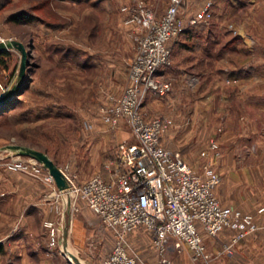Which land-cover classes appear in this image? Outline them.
Wrapping results in <instances>:
<instances>
[{"label":"rangeland","instance_id":"obj_1","mask_svg":"<svg viewBox=\"0 0 264 264\" xmlns=\"http://www.w3.org/2000/svg\"><path fill=\"white\" fill-rule=\"evenodd\" d=\"M144 1L157 15L169 5V0ZM208 1L213 3L211 17L182 34L174 45L172 64L164 71V78L172 83L169 94L176 93L179 106L161 113L144 102L146 115L169 119L166 133L182 117L188 127L207 134L212 126L209 101L233 96L239 83L246 97L264 98V0H185L184 16L197 14ZM136 4L137 0H0V34L22 41L31 53L29 80L12 97L13 105L0 111V168L47 183L10 167L35 159L11 148L28 145L48 153L78 184L96 173L111 177L119 163L116 145L132 140V133L125 119L112 126L104 114L114 106L113 97H122L129 84L130 66L144 33L139 23L127 21L131 13L124 7ZM202 49L214 53L213 57ZM6 50L9 68L1 65L0 72L17 81L21 53L16 48ZM175 65L190 74L180 75ZM194 65L195 71L201 67L203 73L192 75ZM239 70L244 71L242 77ZM198 98L200 106H196ZM210 149L211 142L195 154L203 161L201 167L209 163ZM16 204L15 196L0 208V231L21 228ZM47 222L53 221L44 222L49 240ZM58 237L59 244L53 248L60 257L56 264H66L62 236Z\"/></svg>","mask_w":264,"mask_h":264},{"label":"built area","instance_id":"obj_2","mask_svg":"<svg viewBox=\"0 0 264 264\" xmlns=\"http://www.w3.org/2000/svg\"><path fill=\"white\" fill-rule=\"evenodd\" d=\"M184 2L169 0L162 15H157L144 0H137L133 8L124 7L131 13L128 23H139L144 33L130 66L129 84L122 97H113L114 106L104 114V120L112 126L125 119L134 137L132 142L121 141L117 145L119 163L111 175L112 182L96 173L78 184L63 170L71 182L70 194L85 201L114 234L115 244L104 264H148L130 251L127 239L129 233L141 228L152 234L160 264L171 263L167 256L171 248L178 252L188 250L192 261L211 264L212 254L204 235L216 237L224 229L233 230L232 242L225 248L226 253H232L235 243L260 229L254 215L221 203L216 194L221 176L212 163L195 170L181 151L163 143L169 119L150 117L143 111L150 94L164 96L172 90L171 81L163 75L172 64L175 43L189 27L212 15L213 3L208 1L197 14L186 17L182 11ZM6 41L0 34V43ZM17 81L0 72V99L13 86L21 85ZM211 148L216 157L221 156L217 141L211 142ZM10 167L56 184L35 159ZM46 226L51 231L48 247L53 249L59 244V230L53 222ZM60 247L65 252L63 238Z\"/></svg>","mask_w":264,"mask_h":264},{"label":"crops","instance_id":"obj_3","mask_svg":"<svg viewBox=\"0 0 264 264\" xmlns=\"http://www.w3.org/2000/svg\"><path fill=\"white\" fill-rule=\"evenodd\" d=\"M202 50L213 57L214 53ZM173 68L180 75L190 74L182 66ZM196 68L194 65L192 75L203 73L201 67L195 71ZM239 72L242 77L244 71ZM237 88L233 96L226 94L220 101L216 98L214 103L209 101L212 126L207 134L202 136L194 131L181 117L176 126L163 136V143L181 151L195 170H201L203 162L195 154H200L212 141L220 144V157H216L212 149L208 155L209 162L221 176L216 194L223 205L254 215L260 229L235 243L232 253H226L225 248L232 242L233 230L224 229L216 237L204 235L208 252L212 254L211 264H264V210L260 212L264 209V98L246 97L240 83ZM175 94L165 98L150 95L146 100L147 106L161 113L175 111L179 106ZM196 100V106H200V99ZM131 138L122 142H132L133 135ZM90 177L80 182H87ZM104 178L112 182L111 177ZM0 191V208L16 196V211L23 220L19 230L1 228L0 244L4 251L0 253V260H4V264H56L60 257L57 249L48 247V229L44 226L47 219L54 222L64 239L65 249L71 251L64 252L66 264H104L105 256L114 247L115 237L85 201L75 199L57 184L43 183L3 168H0ZM127 239L130 251L141 260L160 264L158 249L148 229H137L129 233ZM167 256L170 264H199L192 261L187 250L178 252L171 248Z\"/></svg>","mask_w":264,"mask_h":264},{"label":"water","instance_id":"obj_4","mask_svg":"<svg viewBox=\"0 0 264 264\" xmlns=\"http://www.w3.org/2000/svg\"><path fill=\"white\" fill-rule=\"evenodd\" d=\"M11 48H16L21 53L18 83L22 84L27 77V69L29 66V51L22 41L16 39H9L5 43H0V51ZM17 94L18 86L15 85L7 94H5L0 99V107L7 105L12 97L16 96ZM11 148L16 150L18 149L19 153L27 155L31 158H35L36 160L41 162L44 168L47 169L49 173L54 177L57 186L61 190H68L71 188V182L66 176L65 172L62 170V168H60V165H58L45 151L28 145H13Z\"/></svg>","mask_w":264,"mask_h":264},{"label":"trees","instance_id":"obj_5","mask_svg":"<svg viewBox=\"0 0 264 264\" xmlns=\"http://www.w3.org/2000/svg\"><path fill=\"white\" fill-rule=\"evenodd\" d=\"M25 14V13H24ZM23 13H22V15H24ZM21 15V16H22ZM23 18V17H22ZM15 20L16 21H21V19H20V17L19 16H17L16 18H15ZM27 47V46H26ZM27 49H29L28 47H27ZM9 54H10V51H8V50H3V51H0V66L2 65L3 67H6V68H9V66H8V64H7V60H6V58L9 56ZM30 55H31V53H29V59H30ZM30 61V60H29ZM0 71H1V68H0ZM29 71H30V63H29V66H28V69H27V77H26V79H25V81L20 85V86H18V94L20 93V90H19V88H21V86H24V84L29 80ZM237 75L236 74H231V75H229V77H231V78H234V77H236ZM17 96V95H16ZM13 101H14V99H11L10 100V103L9 104H7V106H9V105H13V104H11V103H13ZM4 109V107H0V111L1 110H3ZM4 251V249H3V245L2 244H0V253L1 252H3Z\"/></svg>","mask_w":264,"mask_h":264},{"label":"bare ground","instance_id":"obj_6","mask_svg":"<svg viewBox=\"0 0 264 264\" xmlns=\"http://www.w3.org/2000/svg\"><path fill=\"white\" fill-rule=\"evenodd\" d=\"M69 247V246H68ZM67 251V250H66ZM71 252L70 249H68V253Z\"/></svg>","mask_w":264,"mask_h":264}]
</instances>
